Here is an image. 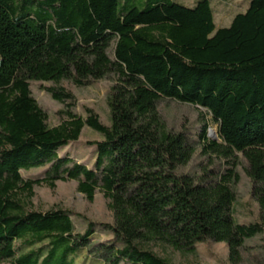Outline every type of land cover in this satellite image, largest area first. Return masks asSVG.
I'll list each match as a JSON object with an SVG mask.
<instances>
[{
    "label": "trees",
    "instance_id": "trees-1",
    "mask_svg": "<svg viewBox=\"0 0 264 264\" xmlns=\"http://www.w3.org/2000/svg\"><path fill=\"white\" fill-rule=\"evenodd\" d=\"M111 76L109 127L91 110L86 119L75 115V97L49 88L66 106L65 119L50 127L30 89L32 82L86 87ZM162 100L208 112L218 141L204 125L203 153L227 169L180 173L195 149L186 134L168 130ZM85 127L103 137L88 143L96 148L93 169L58 156ZM239 154L259 206V222L250 225L234 218ZM46 166L43 178L21 175ZM58 181L78 182L90 202L104 194L113 243L90 247L93 223L82 236L71 213L31 208L35 186L54 189ZM262 235L264 0H251L227 28L216 27L210 0L192 7L175 0H0V264H72L81 250L104 264H174L152 247L195 253L209 241L226 244L229 262L242 264L246 241ZM17 242L31 250L18 255Z\"/></svg>",
    "mask_w": 264,
    "mask_h": 264
},
{
    "label": "rangeland",
    "instance_id": "rangeland-1",
    "mask_svg": "<svg viewBox=\"0 0 264 264\" xmlns=\"http://www.w3.org/2000/svg\"><path fill=\"white\" fill-rule=\"evenodd\" d=\"M224 2V0H222ZM251 0L227 1L229 7L228 16L220 17L215 8V24L217 28H227L231 25L234 17L244 13L249 8ZM229 2V3H228ZM145 9L146 5L139 6ZM113 44L109 57L114 60ZM115 84L113 76L95 82L90 86L77 87L70 81H62L60 84L53 82H32L31 92L33 98L47 114V124L50 127L58 126L65 116L61 114L66 106L55 101L47 92L49 88H62L75 97L74 106L71 111L83 119L88 117V110L93 111L105 126H110V111L108 107V95ZM158 111L169 131L184 133L195 149L191 162L180 169L181 174L200 176L202 169H209L215 172H223L227 166L223 160L207 156L203 153L201 133L204 125H207V138L211 141H218V126L213 122L208 112L200 107L179 103L173 100H162L158 104ZM102 135L85 127L78 143L70 144L58 150L60 158H69L74 162L83 164L93 169L96 161V148L88 143L101 141ZM239 157V166L236 171L240 182L236 186L237 202L234 206V218L243 225H250L259 222V206L252 195V182L246 174L247 161L242 155ZM50 166L22 171L21 175L25 180H36L43 178ZM31 208L39 212L64 210L72 214L71 218L75 225L76 233L84 235L90 223L95 225L94 235L90 238V247L109 245L114 242V236L109 225L114 224V216L109 208V201L104 194L97 191L95 199L90 202L85 195L78 192V182L68 181L56 183L54 189L48 186H35L34 196L31 199ZM18 255L31 250L22 242L16 243ZM34 247L33 249H37ZM152 250L162 258L168 259L174 264H231L229 262V250L224 243L212 241L197 245L195 253H183L166 246H153ZM72 264H104L91 256L87 250H81L71 258ZM8 264V263H5ZM121 264H128L122 262ZM242 264H264V235L246 241L243 252Z\"/></svg>",
    "mask_w": 264,
    "mask_h": 264
},
{
    "label": "crops",
    "instance_id": "crops-1",
    "mask_svg": "<svg viewBox=\"0 0 264 264\" xmlns=\"http://www.w3.org/2000/svg\"><path fill=\"white\" fill-rule=\"evenodd\" d=\"M175 1L181 3V4L185 5V6L192 7L199 0H175ZM227 1H232V0H224V2L222 0H210L211 6H212V9H213V12H214V21L216 20L215 19V17H216L215 8L217 9L218 14H220V17H222L223 19L226 16H228L229 7L227 5H225V3H227ZM234 2H236V0H234Z\"/></svg>",
    "mask_w": 264,
    "mask_h": 264
}]
</instances>
